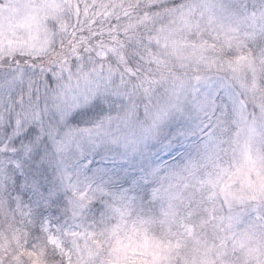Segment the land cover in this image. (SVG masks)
<instances>
[{"label": "snow or ice", "instance_id": "6c2138e0", "mask_svg": "<svg viewBox=\"0 0 264 264\" xmlns=\"http://www.w3.org/2000/svg\"><path fill=\"white\" fill-rule=\"evenodd\" d=\"M14 85L39 114L22 139L51 140L52 202L70 195L63 225L38 226L3 168L0 264H264V0H0V89ZM110 95L127 97L116 116L68 127ZM176 116L189 122L177 141L198 137L191 149L125 187L117 162ZM84 138L114 167L81 188L69 169L92 163ZM46 175L28 186L48 192Z\"/></svg>", "mask_w": 264, "mask_h": 264}, {"label": "rangeland", "instance_id": "374dc122", "mask_svg": "<svg viewBox=\"0 0 264 264\" xmlns=\"http://www.w3.org/2000/svg\"><path fill=\"white\" fill-rule=\"evenodd\" d=\"M24 93L27 95L26 85H14L11 89H0V171L3 168L14 169V171H9V190L13 191V185L16 183V178L19 177L20 191L17 194L20 195L26 193L25 186L27 185L28 175L25 165L26 168H31V171H34L33 173L35 174L32 173L31 177H37L46 168L44 163L38 162L40 160L33 159L36 158L37 151H39L40 156L42 154L43 156H51L50 152H46V148L51 147V140L47 137H44L46 145L41 146L38 150L32 147L31 141L22 139L31 128H36L37 133L40 132L39 126L34 122L39 118L38 112H35L27 103L24 105L19 104V97L20 95H24ZM25 100H27V96H25ZM6 101L8 104H15L10 117L8 113L3 111ZM136 103L140 104L141 115H143V104L139 100ZM126 105L127 97L124 96L110 95L107 99L98 97L96 100L74 110L68 117V127L74 129L91 128L98 121L110 115L116 116ZM22 123L23 126H21ZM188 123V121L179 116L166 121L161 127L159 136L143 146L140 155L136 159L127 163L117 162L118 167L116 170L124 172L129 179V183L125 187H130L132 178L138 176L141 171L153 165L160 167L172 165L191 149L198 137H194L192 140L187 138L179 141L176 140V137L181 132L186 131L185 125ZM192 123L194 124L195 122ZM63 131H67V129L62 128L61 132ZM82 142L87 159L91 160L92 163L89 165L85 161L76 167H70L69 170L72 172L73 182H78L80 187L84 188L93 182L95 179L94 173L97 169L112 171L114 166L110 163L112 153L102 151L100 154H97L92 146L88 144L87 138H84ZM45 162L48 169L50 164H47V159ZM16 163H24V165L23 167L16 168ZM40 167L43 168L40 169ZM51 168L43 180V183H46L49 188L48 192H44L42 187L39 189L32 188V192L26 193L27 198L29 195L27 200L19 197V201H22L26 207L31 208L34 217L36 220H39L37 222L38 226L40 224H50L53 227H57L63 225L67 220L65 209L69 207L70 194L61 189L59 193L61 202H52L58 197L50 195L52 186L48 183L47 177L52 175L53 170ZM13 206H15V203H13ZM98 206L99 201H94V207L90 209L89 215L94 214L95 208Z\"/></svg>", "mask_w": 264, "mask_h": 264}, {"label": "trees", "instance_id": "16d2710c", "mask_svg": "<svg viewBox=\"0 0 264 264\" xmlns=\"http://www.w3.org/2000/svg\"><path fill=\"white\" fill-rule=\"evenodd\" d=\"M52 80H53V83H54V78H52ZM24 96H27L26 95V93H24ZM28 141V140H27ZM43 154L40 156V158L39 159H36V158H33V159H36V160H40V161H38V162H41V163H44V166H46V168L45 169H47V165H46V156H43ZM33 157H35V156H33ZM27 161H30V160H27ZM47 164H49V162L47 163ZM22 165V167H23V165H24V163H22L21 164ZM41 168H43V167H40V169ZM50 168H51V166L47 169V172H50ZM25 170L27 171V175H28V180H27V185L25 186V189H26V193L27 192H32V188H30L28 185H29V182L32 180V178L33 177H31L32 176V173L34 172V171H31V168H26V165H25ZM51 170H52V168H51ZM28 171H30V172H28ZM33 174H35V173H33ZM10 191V190H9ZM19 191H20V189L19 190H17V187H16V183L13 185V191L10 193V195H11V200L14 202L15 200H17V198H21V199H28L29 198V195H28V198H27V195H26V193L24 194V195H20V194H17V193H19ZM39 220H37V222H38ZM34 234H39V231H38V228H37V230H35V232H34Z\"/></svg>", "mask_w": 264, "mask_h": 264}]
</instances>
